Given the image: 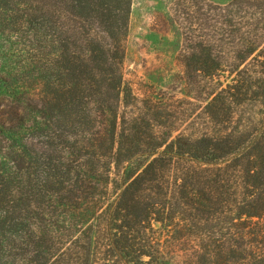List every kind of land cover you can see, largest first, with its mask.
<instances>
[{
    "label": "trees",
    "instance_id": "1",
    "mask_svg": "<svg viewBox=\"0 0 264 264\" xmlns=\"http://www.w3.org/2000/svg\"><path fill=\"white\" fill-rule=\"evenodd\" d=\"M132 3L0 0V30L40 36L35 64L0 56V264H264V0L175 3L188 64H240L196 137L120 112Z\"/></svg>",
    "mask_w": 264,
    "mask_h": 264
},
{
    "label": "rangeland",
    "instance_id": "2",
    "mask_svg": "<svg viewBox=\"0 0 264 264\" xmlns=\"http://www.w3.org/2000/svg\"><path fill=\"white\" fill-rule=\"evenodd\" d=\"M177 0H133L128 35L124 41V76L133 90L128 106L121 114L138 116V129L148 135L151 129L182 133L191 137L219 129L205 112L211 94L225 85L230 72L240 64H221L223 71L204 75L188 64L184 39L186 23L175 14ZM226 4L230 0H208ZM38 41V43H37ZM29 46L37 50H28ZM40 36L31 31L11 35L0 30L2 64H35L38 62ZM215 66V64H210ZM16 103L7 96L0 98V111L13 110ZM259 105L245 102L234 108L235 126L258 117ZM128 121V119H127ZM129 127L128 123H121Z\"/></svg>",
    "mask_w": 264,
    "mask_h": 264
}]
</instances>
